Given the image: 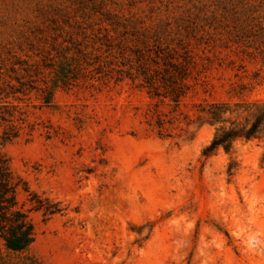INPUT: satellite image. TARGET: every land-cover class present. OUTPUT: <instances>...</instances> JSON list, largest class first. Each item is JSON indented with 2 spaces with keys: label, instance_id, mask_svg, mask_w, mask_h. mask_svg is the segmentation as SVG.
Here are the masks:
<instances>
[{
  "label": "rangeland",
  "instance_id": "374dc122",
  "mask_svg": "<svg viewBox=\"0 0 264 264\" xmlns=\"http://www.w3.org/2000/svg\"><path fill=\"white\" fill-rule=\"evenodd\" d=\"M158 22L209 66L177 107L118 79ZM263 36L264 0H0V154L60 208L44 215L19 185L35 238L24 254L0 240V264H264V139L205 158L213 127L183 120L202 99L264 100Z\"/></svg>",
  "mask_w": 264,
  "mask_h": 264
},
{
  "label": "trees",
  "instance_id": "16d2710c",
  "mask_svg": "<svg viewBox=\"0 0 264 264\" xmlns=\"http://www.w3.org/2000/svg\"><path fill=\"white\" fill-rule=\"evenodd\" d=\"M152 27L145 29L140 34L141 38L136 37L143 47L134 51V58L126 57V62L117 72L118 79L125 76L132 82L136 81L137 86L144 88L150 96L168 98L177 107L188 92H195L197 86L204 88L205 80H201L200 73L209 69V66L196 62L183 46V54H178L177 46H171L170 43L174 38L160 22ZM149 30H153L151 35ZM178 42V45L182 44V39H178ZM63 76L66 77V74ZM192 107L193 119L188 115L183 118L186 127L195 125L197 128L203 124L213 127V136L201 152L205 158L218 149L226 153L232 152L237 140L264 139V100L202 99ZM0 120L12 122L1 111ZM174 120V117H167L154 107L149 110L147 123L155 128L158 136L163 137L171 135L170 129L175 127ZM19 129V126L10 123L3 131L4 138L9 140L16 137ZM232 170L233 165L229 164L228 175L232 174ZM19 185L28 192L33 208L42 210L44 215L57 213L60 208L58 203L50 204L29 191L26 183L13 174L8 159L0 154V240L7 252L24 254L33 243L35 234L27 212L17 205L16 192ZM22 264L44 263L28 256L23 259Z\"/></svg>",
  "mask_w": 264,
  "mask_h": 264
}]
</instances>
